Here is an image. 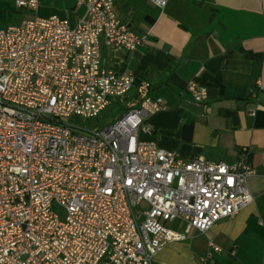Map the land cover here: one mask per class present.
I'll return each instance as SVG.
<instances>
[{
  "label": "built area",
  "instance_id": "2783aa9c",
  "mask_svg": "<svg viewBox=\"0 0 264 264\" xmlns=\"http://www.w3.org/2000/svg\"><path fill=\"white\" fill-rule=\"evenodd\" d=\"M75 1L86 11L74 27L57 16L0 27V264H155L168 244L251 204L254 170L245 154L186 161L142 139L166 103L105 68L101 51H133L147 37L116 0ZM147 1L163 10L170 0ZM39 4L15 1L28 12ZM190 90L198 104L208 97ZM122 102L117 118L85 123Z\"/></svg>",
  "mask_w": 264,
  "mask_h": 264
},
{
  "label": "crops",
  "instance_id": "0c3cea01",
  "mask_svg": "<svg viewBox=\"0 0 264 264\" xmlns=\"http://www.w3.org/2000/svg\"><path fill=\"white\" fill-rule=\"evenodd\" d=\"M126 1L131 11L120 13ZM12 4L16 22L33 13L74 27L86 11L75 0H40L36 12ZM116 9L147 44L133 51L103 45L104 67L135 75L149 84L151 97L166 103L150 118L153 131L142 139L186 161L233 164L244 151L251 157L254 174L247 186L253 202L206 234L193 231L185 242L197 247L193 240L204 239V264H264V1L170 0L161 10L147 0H116ZM11 25L16 24L5 21L0 27ZM191 85L208 90L203 103L195 102ZM165 248L155 264H182L165 255Z\"/></svg>",
  "mask_w": 264,
  "mask_h": 264
},
{
  "label": "rangeland",
  "instance_id": "374dc122",
  "mask_svg": "<svg viewBox=\"0 0 264 264\" xmlns=\"http://www.w3.org/2000/svg\"><path fill=\"white\" fill-rule=\"evenodd\" d=\"M16 0H0V24L9 21L10 24H18L20 22L14 21V17L12 12L15 11V7L13 6L12 3H14ZM7 10V14L4 12V10ZM38 14H33L29 13L27 15V19L36 17ZM135 95V90L131 92V97L133 98ZM126 109V104L125 103H120L117 105L114 103L112 107L108 108L100 117L96 119L89 120L85 122V120H82L85 123H88L91 126H99L102 123H105L104 121H110L114 118H117L119 115L123 113V111ZM105 115L108 117L106 118L107 120H101ZM174 228L178 226L177 223L173 224ZM194 242H197L196 245H191V241H187L184 243H179V244H173L169 245L168 247L165 248V255H169L170 257L175 256V261L180 263V260L182 261V264L185 262L189 261L192 264H204L201 263V260L205 259V249H204V239L201 238H196L193 240ZM194 250L195 252H191ZM190 263V264H191Z\"/></svg>",
  "mask_w": 264,
  "mask_h": 264
},
{
  "label": "trees",
  "instance_id": "16d2710c",
  "mask_svg": "<svg viewBox=\"0 0 264 264\" xmlns=\"http://www.w3.org/2000/svg\"><path fill=\"white\" fill-rule=\"evenodd\" d=\"M119 11H120V13H123V14H127V13H129V12L131 11V4H130V2H129V1H126V2L122 3V5H120ZM124 21H127V23H129L130 25H132V22H131L130 20H127V19L125 20V19H124ZM153 22H154V20H153ZM153 22H150L149 24H152ZM134 30H135L136 32H138L135 28H134ZM138 33H140V32H138ZM141 34H142V33H141ZM107 117H108V116L105 115L102 119H100V121H101V120H107V119H106ZM104 122H107V121H104ZM244 152H245V153H244ZM244 152H242V153L245 154V155L247 156L248 162L251 161L250 154H249L248 152H246V151H244Z\"/></svg>",
  "mask_w": 264,
  "mask_h": 264
}]
</instances>
